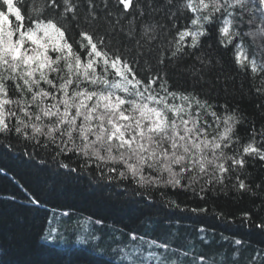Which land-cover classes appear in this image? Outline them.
Returning <instances> with one entry per match:
<instances>
[{
  "label": "snow or ice",
  "instance_id": "snow-or-ice-1",
  "mask_svg": "<svg viewBox=\"0 0 264 264\" xmlns=\"http://www.w3.org/2000/svg\"><path fill=\"white\" fill-rule=\"evenodd\" d=\"M0 136L25 142L29 160L72 154L141 188L259 196L251 222L264 213V0H0ZM18 187L39 210L41 192ZM198 243L189 258L177 250L188 245L151 240L162 251L149 258L218 264L215 234ZM230 243L240 255L245 242Z\"/></svg>",
  "mask_w": 264,
  "mask_h": 264
},
{
  "label": "trees",
  "instance_id": "trees-1",
  "mask_svg": "<svg viewBox=\"0 0 264 264\" xmlns=\"http://www.w3.org/2000/svg\"><path fill=\"white\" fill-rule=\"evenodd\" d=\"M0 144L14 146L12 152L0 153V167L7 173L0 174V264H132L133 257L156 264L149 253L162 250L149 247V241L188 245L177 250L189 251L191 258L192 245L198 252L199 238L212 234L218 244L211 254L218 264L233 260L248 264L264 249V235L252 226L264 222L260 218L264 213L254 214L251 222L242 215L258 210L259 196L241 198L229 192L227 197L200 200L183 189L141 188L131 181L108 180L106 171L101 178L94 165L85 166L83 157L67 154L54 159L50 151L41 150L35 160H29L22 155L25 142L0 136ZM63 164L77 171L70 172ZM18 186L33 194L41 192L39 210L25 202ZM170 201L179 208L170 206ZM204 207L207 213L190 211ZM51 229L57 230L55 238L45 239ZM236 239L245 242L240 255H232L240 248L230 243Z\"/></svg>",
  "mask_w": 264,
  "mask_h": 264
}]
</instances>
